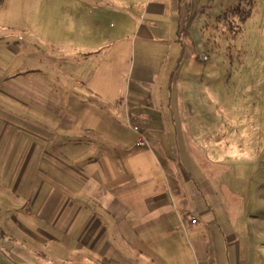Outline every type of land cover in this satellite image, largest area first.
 <instances>
[{
    "label": "crops",
    "instance_id": "1",
    "mask_svg": "<svg viewBox=\"0 0 264 264\" xmlns=\"http://www.w3.org/2000/svg\"><path fill=\"white\" fill-rule=\"evenodd\" d=\"M100 22L95 20L93 33L79 23L90 47L85 59L94 60L83 83L63 85L62 78V94L54 95L53 69L35 67L11 76L3 92L12 100L0 101V241L17 244L23 264H213L205 231L214 216L199 192L204 185L190 190L191 206L203 219L198 226L190 223L187 198L173 206L171 182L155 157L166 154L149 143L157 146L155 134L177 131L173 101L161 111L159 94L141 101L123 78L136 67L141 76L155 70L159 80L142 79L138 87L160 92L161 81L170 82L175 71L173 54L144 47L137 62L132 42L115 38L108 53L95 58ZM186 34L179 30L177 46ZM139 35V44L165 41L149 29ZM133 125L139 129L135 144L145 139L147 147L137 153L127 142ZM7 220L12 228L3 225ZM2 254L0 264H16Z\"/></svg>",
    "mask_w": 264,
    "mask_h": 264
},
{
    "label": "rangeland",
    "instance_id": "2",
    "mask_svg": "<svg viewBox=\"0 0 264 264\" xmlns=\"http://www.w3.org/2000/svg\"><path fill=\"white\" fill-rule=\"evenodd\" d=\"M86 5L83 0H5L0 7V101L12 100L4 95L11 76L35 67L53 69L54 95L61 93L57 83L62 78L63 85L83 83L94 60L85 59L90 47L82 42L81 22L86 33L95 32V20L102 23L94 39L95 58L108 53L115 38L132 42L137 62L144 47L171 52L175 71L170 82L161 81L160 92L138 87L142 79L157 82L155 70L141 76L136 67L123 78L126 84L131 80L141 101L159 94L161 111L173 101L177 131L161 138L155 134L157 146L148 138L151 150L166 154L155 157L165 164L173 206L184 196L190 223L204 226L190 197L202 183L199 192L214 216L205 231L213 264H264V0H86ZM141 29L164 37V43L139 44ZM181 29L187 37L177 46ZM133 126L127 142L137 153L147 147L135 144L139 129ZM0 246L2 259L26 261L17 244L2 238Z\"/></svg>",
    "mask_w": 264,
    "mask_h": 264
},
{
    "label": "built area",
    "instance_id": "3",
    "mask_svg": "<svg viewBox=\"0 0 264 264\" xmlns=\"http://www.w3.org/2000/svg\"><path fill=\"white\" fill-rule=\"evenodd\" d=\"M204 59H206V57H205ZM140 138H141V137H140ZM144 143H145L144 140H143V139H140V140L138 141L137 144H138L139 146H142V145H144ZM0 254H2V253H0Z\"/></svg>",
    "mask_w": 264,
    "mask_h": 264
},
{
    "label": "trees",
    "instance_id": "4",
    "mask_svg": "<svg viewBox=\"0 0 264 264\" xmlns=\"http://www.w3.org/2000/svg\"><path fill=\"white\" fill-rule=\"evenodd\" d=\"M5 0H0V7L4 4ZM234 10L232 11V13L234 14ZM248 16V13H245V17Z\"/></svg>",
    "mask_w": 264,
    "mask_h": 264
}]
</instances>
